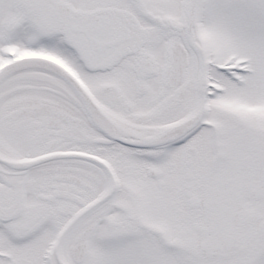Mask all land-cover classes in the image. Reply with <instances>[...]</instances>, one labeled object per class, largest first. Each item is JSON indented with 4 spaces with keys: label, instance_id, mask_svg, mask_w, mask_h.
<instances>
[{
    "label": "snow or ice",
    "instance_id": "obj_1",
    "mask_svg": "<svg viewBox=\"0 0 264 264\" xmlns=\"http://www.w3.org/2000/svg\"><path fill=\"white\" fill-rule=\"evenodd\" d=\"M0 264H264V0H0Z\"/></svg>",
    "mask_w": 264,
    "mask_h": 264
}]
</instances>
